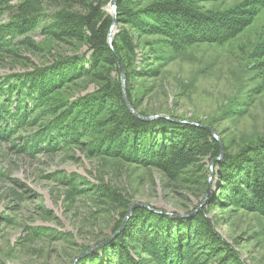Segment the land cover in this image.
Listing matches in <instances>:
<instances>
[{
  "label": "rangeland",
  "instance_id": "obj_1",
  "mask_svg": "<svg viewBox=\"0 0 264 264\" xmlns=\"http://www.w3.org/2000/svg\"><path fill=\"white\" fill-rule=\"evenodd\" d=\"M155 1L167 0H130V6L140 9ZM179 1L210 12L246 3L254 14L251 23L226 42L193 44L175 54L168 52L157 61L150 60L151 67L160 66L159 76H133L128 85L126 80V92L127 87L132 89L135 105L149 114L171 113L211 124L224 140L223 153L224 146L235 151L264 138V0ZM19 2L0 0V80L29 74L61 58L76 59L72 63L79 60L82 67L89 69L86 45L47 37L41 30L45 22L41 17L39 26L26 34L29 45L22 43L21 34L14 36L15 32L7 27L14 23ZM108 2L103 9L109 14ZM52 9L44 3L41 15ZM130 32L133 42L141 45L135 49L133 69L141 71L144 42L155 36ZM99 87L93 74L86 76L82 72L55 92L53 99L71 101ZM46 114L45 110L40 116ZM29 131L28 127L19 130L21 135ZM98 132L99 129L92 132L90 139L98 137ZM18 149L19 142L0 139V264H68L84 248L111 235L127 205L133 202L185 214L182 218L205 208L216 232L244 264H264L262 215L224 204L206 206V202L196 210L208 183V196L217 189L213 177L216 168L210 176L211 160L207 157L201 162L208 169L204 186L197 179L199 168L194 166L182 170L178 178L169 179L158 169L93 154L84 146L37 154Z\"/></svg>",
  "mask_w": 264,
  "mask_h": 264
},
{
  "label": "trees",
  "instance_id": "obj_2",
  "mask_svg": "<svg viewBox=\"0 0 264 264\" xmlns=\"http://www.w3.org/2000/svg\"><path fill=\"white\" fill-rule=\"evenodd\" d=\"M107 2L20 0L14 23L7 29L15 32L14 36L21 34L22 43L29 45L26 34L39 26L41 17L45 21L41 30L47 37L56 42L86 45L89 69L82 67L79 60L72 63L76 59L61 58L29 74L3 77L0 80V139L19 142L18 150L27 154L84 146L93 154L158 169L169 179L178 178L182 170L194 166L199 168L197 179L205 186L208 169L201 162L206 157L210 161L218 156L219 143L204 125L214 129L224 143L219 131L211 124L171 113L149 114L135 105L132 89L127 87L128 100L140 115L166 114L173 120L163 117L141 120L134 116L123 101L117 59L127 85L136 75L157 77L160 66L151 67L150 60L157 61L168 52L175 54L193 44L226 42L251 23L254 9L240 3L219 12L201 11L179 0L155 1L134 9L130 0H117L120 30L110 46L107 34L112 17L103 9ZM44 3L54 7L47 15H41ZM130 29L138 35L155 36L144 42L145 62L141 71L133 69L135 49L141 45L133 42ZM82 72L96 77L100 83L96 92L71 101L53 99L55 92L79 78ZM45 110L46 116H40ZM26 127L31 131L21 135L19 130ZM98 129V137L90 139V134ZM84 136L89 138L84 140ZM224 148L223 157L213 166L217 189L209 194L205 205L224 204L264 217V138L235 151ZM206 211L201 208L189 218L178 219L144 207L134 208L125 227L109 243L90 251L91 255L80 257L75 264H244L216 232ZM123 214L111 233L119 227Z\"/></svg>",
  "mask_w": 264,
  "mask_h": 264
},
{
  "label": "water",
  "instance_id": "obj_3",
  "mask_svg": "<svg viewBox=\"0 0 264 264\" xmlns=\"http://www.w3.org/2000/svg\"><path fill=\"white\" fill-rule=\"evenodd\" d=\"M116 2H117V0H109V2H108V11H109V14L112 17V21H111V24H110V27H109V31H108V34H107V42H108V44L110 46L112 45V42H113V39H114L115 34L117 33ZM117 65H118V72H119V78H120V85H121V91H122L123 101H124L127 109L134 116L138 117L141 120H152V119L157 118V117H163V118H167V119L173 120L171 117H169L166 114H154V115L142 116L138 112H136L133 109L132 105L130 104L129 100L127 99L126 89H125L126 78H125V73H124L123 67L121 66V64L119 62V59H117ZM175 121L185 122V123H190V124L198 125L197 123H195L193 121H188V120L175 119ZM204 126L207 127L211 131V134L215 137V139L218 140L216 131L214 129L206 126V125H204ZM218 143H219V154H218L217 157L212 158L211 161H210V164H209L210 176L213 175V166H214V163L216 161L220 160L223 157V154H224L223 153V147L221 145V142L218 141ZM208 193H209V183H208V186L206 188V191H205V194H204V198H203L202 202L200 203V205L197 206L196 210H198L206 202V199L208 197ZM135 207H144V208H146V209H148V210H150L152 212L163 213V214H166V215H170L172 217H175V218H182L183 216H185V214H177V213H173V212L167 211V210L154 209L152 206H150L148 204H145V203H141V202H133V203H130L128 205V208L126 210V213H125V215H124V217H123V219H122L119 227L111 235H109L105 240H103V241H101L99 243H95V244L91 245L89 248H87L86 250H84L83 252H81L79 255H77L68 264H75L76 261L80 257L84 256L86 253H88V252H90V251H92V250H94L96 248H100L103 245H105L106 243H108L113 237H115L125 227L126 222H127L128 218L130 216V213H131L132 209L135 208ZM193 212H196V211H193Z\"/></svg>",
  "mask_w": 264,
  "mask_h": 264
},
{
  "label": "bare ground",
  "instance_id": "obj_4",
  "mask_svg": "<svg viewBox=\"0 0 264 264\" xmlns=\"http://www.w3.org/2000/svg\"><path fill=\"white\" fill-rule=\"evenodd\" d=\"M135 208H137V207H135ZM133 210H134V208L132 209V211H133ZM132 211H131V213H132ZM131 213H130V214H131ZM104 240H105V239H104ZM108 243H109V242H108ZM106 244H107V243H106ZM106 244H105V245H106ZM103 246H104V245H103ZM96 249H98V248H96ZM94 250H95V249H94ZM92 251H93V250H92ZM88 253H89V252H88ZM86 254H87V253H86Z\"/></svg>",
  "mask_w": 264,
  "mask_h": 264
}]
</instances>
